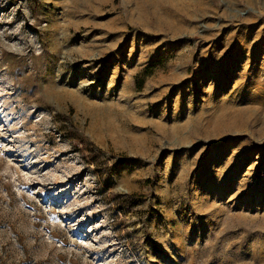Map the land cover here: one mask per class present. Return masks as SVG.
Here are the masks:
<instances>
[{"label": "rangeland", "instance_id": "rangeland-1", "mask_svg": "<svg viewBox=\"0 0 264 264\" xmlns=\"http://www.w3.org/2000/svg\"><path fill=\"white\" fill-rule=\"evenodd\" d=\"M0 264H264V0H0Z\"/></svg>", "mask_w": 264, "mask_h": 264}]
</instances>
